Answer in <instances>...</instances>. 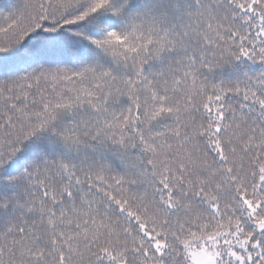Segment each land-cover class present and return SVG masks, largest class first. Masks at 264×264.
<instances>
[{"label":"snow or ice","instance_id":"snow-or-ice-1","mask_svg":"<svg viewBox=\"0 0 264 264\" xmlns=\"http://www.w3.org/2000/svg\"><path fill=\"white\" fill-rule=\"evenodd\" d=\"M0 264H264V0H0Z\"/></svg>","mask_w":264,"mask_h":264}]
</instances>
